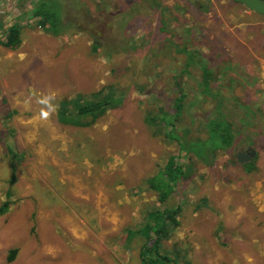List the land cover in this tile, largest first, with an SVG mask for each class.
Wrapping results in <instances>:
<instances>
[{"label": "rangeland", "instance_id": "374dc122", "mask_svg": "<svg viewBox=\"0 0 264 264\" xmlns=\"http://www.w3.org/2000/svg\"><path fill=\"white\" fill-rule=\"evenodd\" d=\"M35 1L0 0V37L21 31L15 49L0 43V264H139L149 212L164 205L145 179L171 155L190 173L169 200L182 210L165 251L179 264H264V13L234 0H56L68 30L53 34L28 17ZM204 64L234 134L208 161L146 121L172 112L180 87L176 131L204 140L218 114ZM111 85L124 103L92 125L57 120L61 99ZM246 147L250 171L235 157Z\"/></svg>", "mask_w": 264, "mask_h": 264}, {"label": "trees", "instance_id": "16d2710c", "mask_svg": "<svg viewBox=\"0 0 264 264\" xmlns=\"http://www.w3.org/2000/svg\"><path fill=\"white\" fill-rule=\"evenodd\" d=\"M136 4L137 1L133 2L129 14L125 11L126 16L128 14V16L132 17L133 12L136 11L134 9ZM58 7L61 8L63 5L56 0H36L33 3V8L31 10L27 9L26 12L29 18H36L37 24L41 27H45L47 31L53 34H64L65 31L68 30V25L64 23L63 16L61 17L60 11L57 10ZM164 15L163 10H160L158 14L160 31H162L166 24V21L161 18L164 17ZM21 16L22 15H20V17ZM2 32L0 43L3 46L11 49L18 47L21 42V31L18 22L12 23ZM132 36L133 35L130 34L129 38L131 39ZM97 47L98 43H94L92 47L93 51H96ZM179 49L189 56H187L188 61L186 63V68H188L191 64L193 55L184 47ZM199 68L202 72L201 81H199L201 90L212 99H215V108L218 112V114L216 113L213 118L205 123L208 136L201 141L189 140L177 133L176 123L181 117L184 106L183 99L185 98V93L178 84V93L173 100L174 110L170 112L160 108V111L155 114L149 113L146 116V121L148 124L155 125V130H162L166 138L177 140L181 151H185L186 153L193 152V154L200 159L208 161L210 158H212V160L215 158L214 155L217 151L225 150L232 146L234 134L223 117L221 110L222 97H218L212 92L211 82L213 76L211 69L206 66V64ZM115 89L114 85L109 87L104 86L97 91L91 92L89 98V95L78 93L74 95V97H65L61 99L56 111L57 120L62 124H71L80 127L92 125L103 116L108 109L116 108L124 103L123 97L121 95L117 96ZM120 93L122 92L120 91ZM244 166L248 171L253 168L252 163L244 164ZM189 173V167L183 165L180 161L178 162L175 155H171L162 167L145 179L147 188L152 190L157 201L164 205L149 212L147 224L142 231V233L144 232L142 234L143 240L138 251L139 264H179L177 259L165 251L163 242L168 239L172 235V232L180 225L179 215L182 210V205L181 203L170 204L169 200L173 198L175 194H179L178 188L181 184L186 182ZM9 195L10 192L7 191V196ZM9 204V201L5 200L0 207V213H5L9 208ZM15 251L16 250L13 249L11 254L13 255Z\"/></svg>", "mask_w": 264, "mask_h": 264}, {"label": "clouds", "instance_id": "9594fccd", "mask_svg": "<svg viewBox=\"0 0 264 264\" xmlns=\"http://www.w3.org/2000/svg\"><path fill=\"white\" fill-rule=\"evenodd\" d=\"M55 99V94L51 93L48 95L43 96L38 102L41 103L42 105L46 106V109H42L41 110V117L43 119H48L52 113V111H54L55 109V105L52 104L51 102Z\"/></svg>", "mask_w": 264, "mask_h": 264}, {"label": "water", "instance_id": "95a60500", "mask_svg": "<svg viewBox=\"0 0 264 264\" xmlns=\"http://www.w3.org/2000/svg\"><path fill=\"white\" fill-rule=\"evenodd\" d=\"M242 4H244L249 9L258 12V13H264V1L263 0H235ZM253 155V153H251ZM248 158V157H247ZM239 160L242 161L240 157H238Z\"/></svg>", "mask_w": 264, "mask_h": 264}, {"label": "flooded vegetation", "instance_id": "af4514ba", "mask_svg": "<svg viewBox=\"0 0 264 264\" xmlns=\"http://www.w3.org/2000/svg\"><path fill=\"white\" fill-rule=\"evenodd\" d=\"M251 153H253V155H251ZM254 155H255L254 150L251 149V147H246V149H243L241 151H237L235 154V157H236L238 162H241L244 165V164L252 163L251 160L254 157ZM238 157H240L242 159V161L239 160Z\"/></svg>", "mask_w": 264, "mask_h": 264}]
</instances>
